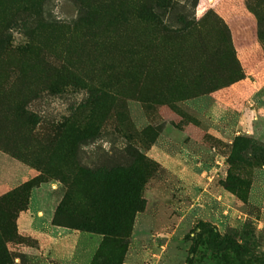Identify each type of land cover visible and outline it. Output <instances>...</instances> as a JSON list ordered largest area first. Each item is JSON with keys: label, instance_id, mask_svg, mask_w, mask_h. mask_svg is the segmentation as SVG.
Listing matches in <instances>:
<instances>
[{"label": "rangeland", "instance_id": "obj_1", "mask_svg": "<svg viewBox=\"0 0 264 264\" xmlns=\"http://www.w3.org/2000/svg\"><path fill=\"white\" fill-rule=\"evenodd\" d=\"M0 264H264V0H0Z\"/></svg>", "mask_w": 264, "mask_h": 264}, {"label": "crops", "instance_id": "obj_2", "mask_svg": "<svg viewBox=\"0 0 264 264\" xmlns=\"http://www.w3.org/2000/svg\"><path fill=\"white\" fill-rule=\"evenodd\" d=\"M238 52H239L241 55H243V52H242L241 49H238ZM260 89H262L260 86H256V93H254V96L257 97V95H258V91H259ZM257 98H258V97H257Z\"/></svg>", "mask_w": 264, "mask_h": 264}]
</instances>
